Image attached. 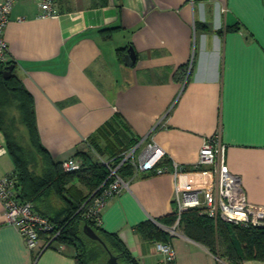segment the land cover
Listing matches in <instances>:
<instances>
[{
  "label": "crops",
  "instance_id": "1",
  "mask_svg": "<svg viewBox=\"0 0 264 264\" xmlns=\"http://www.w3.org/2000/svg\"><path fill=\"white\" fill-rule=\"evenodd\" d=\"M53 8L41 16L36 0H14L4 28L15 74L32 96L41 144L54 160L80 151L94 162L142 138L157 144L167 171L133 176L101 210V227L139 264H235L179 224L169 263L156 239L136 226H171L158 219L175 210L176 188L200 190L213 181L208 167L192 165L214 134L246 200L264 204V0H57ZM129 46L135 60L126 65ZM4 155L0 177L14 170ZM173 161L184 168L174 173ZM50 200L60 206L54 195ZM45 244L41 235L28 248L5 223L0 200V264H76L73 247Z\"/></svg>",
  "mask_w": 264,
  "mask_h": 264
},
{
  "label": "trees",
  "instance_id": "2",
  "mask_svg": "<svg viewBox=\"0 0 264 264\" xmlns=\"http://www.w3.org/2000/svg\"><path fill=\"white\" fill-rule=\"evenodd\" d=\"M105 30L110 28L103 31ZM9 65H13L12 73L9 78H5L3 71ZM15 68L16 64L11 58L6 65H0V132L6 151L14 162L13 171L18 177L19 197L33 202L35 209L47 216L54 225V231H58L47 247L54 242L73 247L76 264H91L92 261L100 259L103 253L108 255L107 250L117 257L120 264H139L115 233L104 230L95 220L82 216L88 197L99 193L111 180L105 160L94 162L86 152L77 151L70 156L77 157L81 161V167L71 171L62 169L61 160H54L39 140L32 96L15 74ZM34 153L40 159V171L36 168ZM120 155V152L114 155L112 160L118 162ZM117 171L122 177L128 178L133 175L134 169L131 164L124 162ZM78 184L87 192H83ZM53 195L60 206L55 207L50 200ZM175 219L174 210L160 217L158 221L169 226ZM84 223L95 230L105 246L83 233ZM179 226L188 237L235 264H240L244 259L264 261V227L214 219L200 214L196 207L181 213ZM136 230L147 239H170L167 230L150 221L138 224ZM47 239L46 236V241ZM95 243L100 246L97 250Z\"/></svg>",
  "mask_w": 264,
  "mask_h": 264
},
{
  "label": "built area",
  "instance_id": "3",
  "mask_svg": "<svg viewBox=\"0 0 264 264\" xmlns=\"http://www.w3.org/2000/svg\"><path fill=\"white\" fill-rule=\"evenodd\" d=\"M41 10L40 15H53L56 0H36ZM14 0H0V65H6L10 60L8 44L4 38V28L9 19V12ZM21 19V18H18ZM6 148L0 145V156ZM120 160H105L111 180L99 193L91 195L82 210V216L93 219L98 224L101 222V210L107 201L119 194L128 186L131 178L141 172L159 174L167 171V167L159 166L164 158L163 149L153 142H145L142 138L136 144L120 152ZM127 162L132 165L133 175L124 178L118 173L120 164ZM64 171L77 170L81 161L74 156L61 160ZM174 173L184 167L176 162H171ZM208 167L214 179L200 190L180 191L176 188L175 222L165 227L170 237L177 234V227L181 213L188 208H198L200 214L211 218H220L230 223L264 227V204L252 203L246 200L239 176L232 174L225 163V145L217 134L210 136L202 143L198 159L192 169L199 170ZM19 184L17 174L12 171L0 177V200L3 205L5 223L14 225L20 232L25 245L34 249L42 234L48 237L44 247H47L58 231L49 218L38 212L33 202L19 197ZM155 248L161 252L169 263L175 261V253L169 240L156 241Z\"/></svg>",
  "mask_w": 264,
  "mask_h": 264
},
{
  "label": "water",
  "instance_id": "4",
  "mask_svg": "<svg viewBox=\"0 0 264 264\" xmlns=\"http://www.w3.org/2000/svg\"><path fill=\"white\" fill-rule=\"evenodd\" d=\"M134 60H135V51H134L132 46H129L123 55L124 64L131 65ZM12 69H13V65H9L8 68H6L3 71V75L5 78L10 77V75L12 73ZM82 231L87 237L94 239V240H97L104 245L100 236L87 223H84V225L82 227ZM107 252H108V258L106 260H104L103 262H101L100 264H120L117 257L114 254H112L109 250H107Z\"/></svg>",
  "mask_w": 264,
  "mask_h": 264
},
{
  "label": "rangeland",
  "instance_id": "5",
  "mask_svg": "<svg viewBox=\"0 0 264 264\" xmlns=\"http://www.w3.org/2000/svg\"><path fill=\"white\" fill-rule=\"evenodd\" d=\"M24 143H27V142L25 141ZM5 148H6V147H5ZM6 150H7V149H6ZM123 150H124V148H122L119 152H121V151H123ZM4 154H5L4 156H6V157H8V158H11V155H10V153H9L8 151H6ZM35 154H36V153H34V155H35ZM34 161H35V164H36V168H37V170L40 171V169H41V166H40L41 163H40V159L38 158L37 155H35V157H34ZM12 162H13V160H12ZM13 167H14V162H13ZM95 244H96V243H95ZM96 245H97V244H96ZM96 245H95V247H96V250H97L98 248H100V246H99V245L96 246ZM107 258H108V255L103 253V255L100 257V259H98L97 261H92L91 264H100V262L106 260Z\"/></svg>",
  "mask_w": 264,
  "mask_h": 264
}]
</instances>
